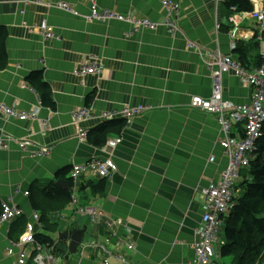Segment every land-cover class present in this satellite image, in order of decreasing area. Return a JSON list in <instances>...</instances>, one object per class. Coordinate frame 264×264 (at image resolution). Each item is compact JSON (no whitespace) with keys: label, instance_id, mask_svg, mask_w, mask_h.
Here are the masks:
<instances>
[{"label":"crops","instance_id":"obj_1","mask_svg":"<svg viewBox=\"0 0 264 264\" xmlns=\"http://www.w3.org/2000/svg\"><path fill=\"white\" fill-rule=\"evenodd\" d=\"M36 1L0 0V26L8 31L7 64L0 70V132L32 143L20 148L13 141L8 149L0 147V207L4 203L20 207L23 216L18 218L26 222L33 210L31 190L33 198H37L57 171L96 156L103 158L100 148L78 141L77 127L89 130L96 126L102 121L103 111L119 112L128 105H143L146 109L119 134L122 141L114 149L117 170L105 177V193L85 194V198L80 195L81 201L77 192V197L80 204L95 203L117 221L119 236L113 234L108 245L111 255L116 238L125 239L129 233L134 250L125 251V256L134 264H187L194 257L197 241L201 188L218 181L228 163L227 150L221 145L225 134L218 115L189 104L192 96L209 98L212 94L210 68L215 65L207 64L206 51L218 49L238 59L230 50V21L223 19L224 10L215 0H174L180 5V19L179 30L171 34L163 24L147 29L135 27L128 19L159 22L164 15L162 0ZM90 1L126 19H84L82 16L90 13ZM58 2L71 4L81 15L59 8ZM257 2L264 5V0ZM42 20L58 38H45L38 31ZM236 20L237 38L248 43L249 64L254 68L255 57L263 47L258 38L261 33L248 12H238ZM189 42L195 47H189ZM196 46H201L199 52ZM92 63L101 64L99 73L83 78L75 74L79 66ZM37 70L49 84L54 109L42 105L26 80ZM221 81L222 97L229 109L251 103V86L242 83L232 71L224 72ZM92 92L91 118L74 123L73 110L86 106ZM3 107L26 111L28 117L9 116ZM242 126L233 124L231 131H241ZM40 146L49 149L46 156L36 154ZM101 178L89 172L81 175L76 185L80 189ZM240 190L235 187V197L240 196ZM85 192H90L89 187ZM65 206L61 211H47L46 217L55 225L47 224L50 228L44 233L53 241L59 232L74 224L87 226V240L102 238L110 231L104 217L94 227L85 216L72 212V202ZM18 218L0 229V264L15 261L7 248L11 238L24 231L25 224L21 226ZM64 240L69 243V239ZM219 245H215L212 264H231L230 257L228 263L227 257H220ZM86 250L82 256H69L66 264H101V253ZM108 260L110 264L117 263L113 257Z\"/></svg>","mask_w":264,"mask_h":264},{"label":"built area","instance_id":"obj_2","mask_svg":"<svg viewBox=\"0 0 264 264\" xmlns=\"http://www.w3.org/2000/svg\"><path fill=\"white\" fill-rule=\"evenodd\" d=\"M215 1L217 5L221 0ZM251 1L253 3V9L248 12V15L256 23L261 32L259 36V40L263 45L260 53L262 57L261 63L254 68H246L240 61L230 55H224L218 50L213 52L206 51V56L208 57L207 64L209 66L215 65V67L210 68L212 94L209 98H203L198 95L192 96L189 103L195 108L218 115L219 122L225 134L224 138L221 139V145L227 150L228 163L218 181L201 188L203 213L201 215V221L195 229L197 241L194 245V258L188 264H210L212 261L214 256L213 243L217 239L216 233L221 222L220 217L228 214L233 205V186L239 178L240 170L248 166L255 141L260 136L261 128L264 126V5H260L257 0ZM36 2L40 3L39 0ZM161 3L165 11L164 16L159 22H152L148 19H128L134 23L135 27L148 29H155L158 24H163L169 33L174 34L175 31L179 30L180 5L174 0H162ZM67 4L66 2H58L57 5L59 8L69 10L76 14V10H72ZM105 16L126 19L114 11L99 9L96 4L93 5L89 15L84 16V18L87 20H104ZM229 21L232 24V28L229 30L230 50H233L236 46L239 26L235 14L229 17ZM37 28L45 37H52L51 28L46 21L42 20ZM216 28H218V24H216ZM188 46L195 47L192 42H189ZM196 48L198 52L201 50V46H196ZM101 68L102 66L99 63L82 65L75 70V74L83 78L87 74L99 73ZM229 71H232L242 83L251 86V103L249 105L229 109V104L222 97L221 81L222 74ZM143 109L145 107L142 105L136 107L125 106L121 110L120 115L129 123ZM3 110L9 116L18 117L19 119L28 117L26 111L17 112L9 107H3ZM115 115L116 112L110 111L101 113L102 119L105 120L112 119ZM72 117L74 123L79 124L91 118V110L86 106L78 107L73 110ZM239 122L243 124L242 133L241 131L232 132L231 125ZM77 137L82 142H86L87 140V130L84 127H80V125L78 126ZM13 141L20 148H26L32 144L25 139H12L8 135L0 132L1 148L8 149L10 142ZM121 141L122 138L120 135L107 138L105 145L100 149L107 151L110 156L112 150ZM48 152V148L40 146L37 148L36 154L46 156ZM116 170L117 166L112 157L105 159L104 157L100 158L96 156L85 163L73 164L70 175L75 184L78 177L83 174L91 172L100 177H110ZM28 194L29 192L26 191L25 195ZM71 202L73 204L72 212L80 216H85L89 223L91 222L94 226L100 225V220L104 217L106 226L110 229L102 238L93 237L92 239H85L78 248V255H84L86 249L90 248L104 256L101 264H110L109 257H113L117 262L116 264H134L125 256V251L132 252L134 250V242L129 238V233L125 235V239L120 237L116 238L114 242L115 252L113 255H111L112 253L108 249V245L112 241V235L119 236L116 233L117 229L115 226H117V221L114 218L106 216L104 211L95 203L80 204L74 195L71 197ZM19 216H23L22 209L13 204H1L0 229L14 222ZM44 229L39 211L32 210L25 222L24 231L16 239H11L10 247L7 248V254L16 257L13 264H27L28 261H32L34 264H54L59 259L53 253L52 244L45 245L35 239V234L44 233Z\"/></svg>","mask_w":264,"mask_h":264},{"label":"trees","instance_id":"obj_3","mask_svg":"<svg viewBox=\"0 0 264 264\" xmlns=\"http://www.w3.org/2000/svg\"><path fill=\"white\" fill-rule=\"evenodd\" d=\"M220 8L225 12L223 19L227 20L234 12L251 11L253 5L250 0H221ZM231 26V23L227 26L228 31L232 28ZM7 35L6 27L0 26V70L5 68L7 64ZM252 42L253 45H257V42ZM233 52H235L244 67L250 68L248 58L251 51L248 49V43L237 40ZM255 58L257 65H259L262 61L261 54L259 53ZM26 80L39 95L42 105L54 109L55 102L49 84L44 80L42 72L40 70L33 71ZM93 97L94 92L87 96V105L91 103ZM125 125L124 118L101 121L88 130L87 142L93 147L102 148L107 138L119 135ZM70 170L71 167H64L57 171L54 180H51L40 189L37 198H33L32 193L34 192L33 190L30 191L29 195L31 196L33 210L39 211L46 230L50 228L47 224L55 225L50 222V218L46 217L49 208H51L50 212L52 210L61 211L71 201L72 192L57 184L59 180H67L72 184L71 178H67ZM240 174L241 180L238 181L235 187L241 189L242 192L240 196L234 198V205L224 219V241L219 247V255L220 257H230L231 264H264V126L254 145L249 165L241 169ZM86 187H89V193L85 192ZM105 191L106 180L102 177L94 184L82 185L78 189L79 199L80 195L85 198L86 195H93L94 193L102 195ZM17 220H19L21 226L25 224L24 218H18ZM22 221H24L23 224ZM35 239L45 245L53 244V240L44 234H35ZM64 241V239H61L62 243ZM53 253L57 257L62 256V253L55 247H53Z\"/></svg>","mask_w":264,"mask_h":264},{"label":"water","instance_id":"obj_4","mask_svg":"<svg viewBox=\"0 0 264 264\" xmlns=\"http://www.w3.org/2000/svg\"><path fill=\"white\" fill-rule=\"evenodd\" d=\"M57 184L61 187L71 190L70 183L67 180H59ZM86 225H71L67 229L58 233L60 239H69L68 244H64L61 240L55 242V248L62 253L63 261L68 262L69 256L78 254V247L84 241V236L86 233Z\"/></svg>","mask_w":264,"mask_h":264},{"label":"clouds","instance_id":"obj_5","mask_svg":"<svg viewBox=\"0 0 264 264\" xmlns=\"http://www.w3.org/2000/svg\"><path fill=\"white\" fill-rule=\"evenodd\" d=\"M220 2H221V1H220ZM219 5H220V3H219ZM249 12H250V11H249ZM234 14L236 15L237 12H236V13L234 12ZM228 20H229V19H228ZM255 24H256V23H255ZM238 26H239V24H238ZM37 27H38V26H37ZM231 27H232V26H231ZM231 27H230V28H231ZM256 27H257V25H256ZM238 29H239V27H238ZM257 29H258V31L260 32V30H259L258 27H257ZM260 33H261V32H260ZM237 34H238V32H237ZM260 35H261V34H260ZM260 35H259V36H260ZM258 38H259V37H258ZM237 40H238V38L236 39V42H237ZM260 42H261V41H260ZM216 50H218V49H216ZM233 50H234V49H233ZM233 50H231V51L233 52ZM214 51H215V50H214ZM218 51H219V50H218ZM212 52H213V51H212ZM237 60H238V59H237ZM238 61H239V60H238ZM257 66H258V65H257ZM101 69H102V68H101ZM128 106H129V105H128ZM138 106H141V105H138ZM142 106H143V105H142ZM86 107H90V104L86 105ZM131 107H136V106H131ZM144 107H146V106H144ZM123 108H124V107H123ZM123 108H122V109H123ZM145 109H146V108H145ZM145 109H143V110H145ZM143 110H142V111H143ZM142 111H141V112H142ZM103 112H105V111H103ZM110 112H111V111H110ZM120 112H121V111L116 112V115H117V114L120 115ZM141 112H140V113H141ZM101 113H102V112H101ZM140 113H139V114H140ZM100 115H101V114H100ZM116 115L114 116L115 118H124V117H122L121 115H120V117H116ZM137 115H138V114H137ZM137 115H136V116H137ZM134 117H135V116H134ZM134 117H133V118H134ZM101 118H102V117H101ZM133 118H132V119H133ZM124 119H125V118H124ZM132 119H131V120H132ZM131 120H130V122H131ZM125 122H126V119H125ZM130 122H129V123H130ZM129 123L126 122V125H125V126H127ZM239 123H240V122H239ZM232 125H233V124H232ZM232 125H231V126H232ZM84 128H85V127H84ZM85 129L87 130V128H85ZM261 129H262V128H261ZM242 131H243V126H242L241 133H242ZM87 133H88V130H87ZM120 136H121V135H120ZM77 138H78V137H77ZM121 138H122V137H121ZM258 138H259V137H258ZM258 138H257V139H258ZM257 139H256V141H257ZM256 141H255V143H256ZM83 143H84V142H83ZM253 151H254V149H253ZM251 156H252V153L250 154V159H251ZM91 159H92V158H91ZM87 161H89V160H87ZM87 161H86V162H87ZM114 162H115V161H114ZM249 162H250V160H249ZM83 163H85V162H83ZM81 164H82V163H81ZM248 165H249V164H248ZM245 168H246V167H245ZM242 169H243V168H242ZM240 171H241V170H240ZM69 175H70V174H69ZM240 175H241V174H239V178H240ZM70 178H71V175H70ZM78 178H79V177H78ZM239 178L236 180V182L239 181ZM71 180H72V178H71ZM240 180H241V179H240ZM76 182H77V180H76ZM76 182H75V184H74V182H73V180H72V184H70V185H71V186H70V188H71L70 191L72 192L71 197H72V195H74V196L77 198V200H78V197H77V195H76V193H77L78 191L75 190V189H78V187H77V185H76ZM236 182H235V184H234V186H233V198H232V203H233V205H234V198H236V197L234 196V189H235ZM70 202H71V201H70ZM78 202H79V200H78ZM233 205H232V207H233ZM201 206H202V213H203V202L201 203ZM232 207H231V208H232ZM19 208H20V207H19ZM231 208H230V210H231ZM20 209H21V208H20ZM72 209H73V208H72ZM230 210H229V212H230ZM37 211H38V210H37ZM229 212H228V213H229ZM73 213H74V212H73ZM202 213H201V215H202ZM74 214H75V213H74ZM227 215H228V214L223 215V216L220 217V218H221V222H220V225H219L218 230H217V233H216V238H217V239H216V241L213 243L214 256H213L212 261L210 262V264H212V262H213V260H214V258H215V256H216V252H215V246H214V244L217 243V244H220V245H221V244L223 243V241H224V236L221 238V237H219L218 234H219V230H220L221 224H222V222H224V219L226 218ZM21 217H22V216H21ZM59 217H60V215L58 216V218H59ZM63 217H64V215H61V218H63ZM27 218H28V216H27ZM26 221H27V220H26ZM200 221H201V217H200ZM199 223H200V222H199ZM198 225H199V224H198ZM198 225H197V226H198ZM24 228H25V227H24ZM195 229H196V228H195ZM40 234H44V235H45V233H42V232H41ZM19 235H20V234H19ZM11 239H15V238H11ZM53 244H55V241H53ZM220 245H219V246H220ZM193 258H194V257H193ZM193 258H192L190 261H192ZM190 261H189V262H190ZM189 262H188V263H189ZM188 263H187V264H188Z\"/></svg>","mask_w":264,"mask_h":264},{"label":"rangeland","instance_id":"obj_6","mask_svg":"<svg viewBox=\"0 0 264 264\" xmlns=\"http://www.w3.org/2000/svg\"><path fill=\"white\" fill-rule=\"evenodd\" d=\"M67 3V2H66ZM95 4H97L96 3V1H90V3H89V12L92 10V8H93V5H95ZM72 10H76L71 4H67ZM161 9L163 10V12L165 11V9H164V7L163 6H161ZM65 11H67V12H70V13H72L73 15H75V16H80L81 14H79L78 12H77V10H76V14L75 13H73V12H71V11H69V10H65ZM108 11H110V10H108ZM84 16L85 15H83L82 17L84 18ZM164 16V15H163ZM85 19V18H84ZM111 19H115V18H111V17H109V16H105L104 17V20H105V22H108V21H110ZM91 20H96V19H91ZM148 29V28H147ZM51 33H52V37H45V38H52V39H54V38H58V34L53 30V28L51 29ZM77 132H78V127H77ZM79 142H82V141H80V140H78ZM83 143V142H82ZM115 149V148H114ZM114 149L112 150V152L110 153V156L108 155V153H107V151H102V156L106 159V158H109V157H112L113 159H114ZM86 162V161H85ZM83 163V162H82ZM76 195L78 196V194L76 193ZM30 214H31V212H30ZM29 214V215H30ZM27 215V214H26ZM29 215H27V216H29ZM59 227H60V224H59ZM95 227V226H94ZM223 230H224V222H222V224H221V230H220V233L222 234V236H224V234H223ZM219 235V234H218ZM16 239V238H15ZM215 245H218L217 243H215L214 244V246ZM85 252H87V250L85 251ZM57 262L58 263H60V264H66V263H64L63 262V260L62 259H57ZM229 262V258L227 257V259L225 260V263H228Z\"/></svg>","mask_w":264,"mask_h":264},{"label":"flooded vegetation","instance_id":"obj_7","mask_svg":"<svg viewBox=\"0 0 264 264\" xmlns=\"http://www.w3.org/2000/svg\"><path fill=\"white\" fill-rule=\"evenodd\" d=\"M64 244H65V242H64ZM52 246L55 247L54 244H52Z\"/></svg>","mask_w":264,"mask_h":264},{"label":"bare ground","instance_id":"obj_8","mask_svg":"<svg viewBox=\"0 0 264 264\" xmlns=\"http://www.w3.org/2000/svg\"><path fill=\"white\" fill-rule=\"evenodd\" d=\"M178 31V30H177ZM176 32V31H175Z\"/></svg>","mask_w":264,"mask_h":264}]
</instances>
